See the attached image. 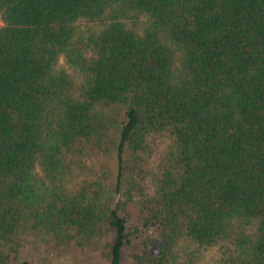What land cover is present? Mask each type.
<instances>
[{
    "label": "trees",
    "instance_id": "trees-1",
    "mask_svg": "<svg viewBox=\"0 0 264 264\" xmlns=\"http://www.w3.org/2000/svg\"><path fill=\"white\" fill-rule=\"evenodd\" d=\"M95 246L264 264V0H0V264Z\"/></svg>",
    "mask_w": 264,
    "mask_h": 264
},
{
    "label": "rangeland",
    "instance_id": "rangeland-1",
    "mask_svg": "<svg viewBox=\"0 0 264 264\" xmlns=\"http://www.w3.org/2000/svg\"><path fill=\"white\" fill-rule=\"evenodd\" d=\"M101 249H98L97 246L89 249V251L86 253L85 251L82 253H76V256H72V254H65V257L63 258L64 254L61 256V254L55 255L50 258V261L47 262V260H40L34 257L37 253V250L30 251L29 257H32L35 259V264H102L103 258L101 256V252H99ZM65 259V260H64Z\"/></svg>",
    "mask_w": 264,
    "mask_h": 264
}]
</instances>
